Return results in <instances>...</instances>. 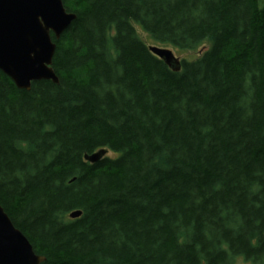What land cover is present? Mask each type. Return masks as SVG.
<instances>
[{
	"label": "trees",
	"instance_id": "16d2710c",
	"mask_svg": "<svg viewBox=\"0 0 264 264\" xmlns=\"http://www.w3.org/2000/svg\"><path fill=\"white\" fill-rule=\"evenodd\" d=\"M62 2L58 83L0 71V205L40 264H264V0ZM137 27L203 49L172 71Z\"/></svg>",
	"mask_w": 264,
	"mask_h": 264
},
{
	"label": "water",
	"instance_id": "95a60500",
	"mask_svg": "<svg viewBox=\"0 0 264 264\" xmlns=\"http://www.w3.org/2000/svg\"><path fill=\"white\" fill-rule=\"evenodd\" d=\"M74 18L62 0H0V71L20 89L29 90L38 80L58 83L52 67L53 38L57 40ZM148 49L172 71H180V58L170 48L148 45ZM106 153L101 148L83 157L93 163ZM80 215V210L69 213L70 218ZM44 260L0 205V264H40Z\"/></svg>",
	"mask_w": 264,
	"mask_h": 264
},
{
	"label": "rangeland",
	"instance_id": "374dc122",
	"mask_svg": "<svg viewBox=\"0 0 264 264\" xmlns=\"http://www.w3.org/2000/svg\"><path fill=\"white\" fill-rule=\"evenodd\" d=\"M137 31L139 33V36L143 38V40L148 44V45H156V46H161L155 42H153L149 36L143 32L142 30H140L138 27H137ZM207 45V44H205ZM162 47H168L170 48L173 53L175 54V56L179 57L180 59L181 58H187V59H191V58H194L196 56H198L201 52V50L203 49V47H201L200 49L198 50H176L172 47H169V46H162ZM205 47V46H204ZM107 154H110L109 152ZM234 264H250L249 262H246L243 260V258H238Z\"/></svg>",
	"mask_w": 264,
	"mask_h": 264
}]
</instances>
